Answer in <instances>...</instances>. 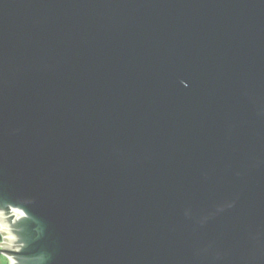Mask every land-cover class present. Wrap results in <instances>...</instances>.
<instances>
[{"label":"water","instance_id":"obj_1","mask_svg":"<svg viewBox=\"0 0 264 264\" xmlns=\"http://www.w3.org/2000/svg\"><path fill=\"white\" fill-rule=\"evenodd\" d=\"M8 264H264V0H0Z\"/></svg>","mask_w":264,"mask_h":264},{"label":"rangeland","instance_id":"obj_2","mask_svg":"<svg viewBox=\"0 0 264 264\" xmlns=\"http://www.w3.org/2000/svg\"><path fill=\"white\" fill-rule=\"evenodd\" d=\"M0 243H2L1 239H0ZM0 264H8L7 257H5L4 255H2L1 253H0Z\"/></svg>","mask_w":264,"mask_h":264},{"label":"trees","instance_id":"obj_3","mask_svg":"<svg viewBox=\"0 0 264 264\" xmlns=\"http://www.w3.org/2000/svg\"><path fill=\"white\" fill-rule=\"evenodd\" d=\"M0 239H1V237H0Z\"/></svg>","mask_w":264,"mask_h":264}]
</instances>
